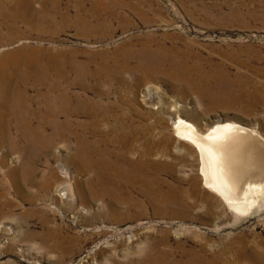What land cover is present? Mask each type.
<instances>
[{"label": "rangeland", "instance_id": "obj_1", "mask_svg": "<svg viewBox=\"0 0 264 264\" xmlns=\"http://www.w3.org/2000/svg\"><path fill=\"white\" fill-rule=\"evenodd\" d=\"M56 1L32 31L3 15L16 8L2 0L0 55L26 47L100 65L102 85L87 79L99 90H72L102 105L91 118L74 116L83 126L50 146L28 145L17 118L7 119L16 139L15 149L0 146V264H256V254L264 262V207L238 212L207 187L199 150L175 127L180 116L204 131L236 121L257 130L264 154V0ZM149 64L147 75L136 69ZM124 137L131 157L152 143L149 158L172 164L160 176L177 201L155 203L131 182L116 187L122 155L104 141L121 152L115 139ZM109 182L113 192L98 194Z\"/></svg>", "mask_w": 264, "mask_h": 264}, {"label": "bare ground", "instance_id": "obj_2", "mask_svg": "<svg viewBox=\"0 0 264 264\" xmlns=\"http://www.w3.org/2000/svg\"><path fill=\"white\" fill-rule=\"evenodd\" d=\"M35 1L14 0L15 13L11 15L4 11L3 15L6 18L25 21L28 28L34 31L33 29L37 26L50 20V16L53 15L51 7L55 8L60 4V1L56 0H40L42 7L36 10L34 9ZM40 12L45 13H43L44 17L39 16ZM2 38L3 36L0 35V41ZM145 49L149 50L147 46ZM46 52L48 54L42 56V53L36 50L22 47L0 55V146L7 142L15 149L16 138L12 137V124L7 122L8 118H17V125L28 145L33 147L50 146L51 137H64L67 134L66 131H78L76 125L83 126L73 119L74 116L85 115L91 118L97 115V108L102 105L101 102L91 99L84 93L72 90L76 85L98 89L97 82L90 84L87 79L94 76L93 78H96L102 85V76L100 77L102 66L98 65V69L92 71L88 63L77 58H73L69 62L53 51ZM156 54L150 51L147 55L148 60H154ZM157 62L161 64V58ZM136 69L146 70L144 75H147L152 66L149 64V67L141 66ZM52 70H54L53 74ZM164 79L167 81L166 83L170 82L168 78ZM34 106L38 107L33 108ZM25 108L28 109L27 113L23 110ZM174 108L183 109L178 103ZM63 115L65 119L61 120ZM34 120L40 122L33 123ZM88 125L87 119L84 127L88 128ZM175 127L180 139L194 144L199 150L200 171L204 175L207 187L219 193L226 203L238 212L247 213L254 208L262 209L264 207V159L259 156L256 158L257 155L263 156L264 154L258 145L259 141L253 137L257 131L255 128L248 130V127L235 121L217 123L204 131L196 123L183 116H180L176 121ZM148 138L152 140L150 137ZM115 141L124 142L122 143L123 151L119 152L116 149L117 145L109 144V140L104 142L107 146H113L115 151L120 156L122 155V160L115 162V175L123 179L120 181L121 183L115 181L116 187L131 182L134 186L140 187L155 203L177 201L174 194L175 186L160 176L161 171L172 168V164L156 163L158 161L153 162L149 158L152 152L154 155L157 154L152 143L144 142L143 148L137 147L144 150L139 156L140 158H134L129 155L136 151L134 142L128 141L127 137L116 138ZM149 147H152L153 151ZM80 149L82 150L81 146ZM245 155L249 156L248 161L241 157H246ZM101 161L92 163L91 160H88L94 165H102ZM148 163L150 166L146 165ZM246 178L251 180L249 184H246ZM111 183H104L103 187L101 185L97 193L105 195L113 192L110 188ZM164 187H167L166 191L163 190ZM254 258L256 264H264L259 260L261 255L256 254ZM200 261L207 260L201 257ZM192 262L197 263V260L193 258ZM150 264L164 263L154 260Z\"/></svg>", "mask_w": 264, "mask_h": 264}]
</instances>
